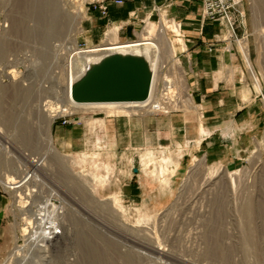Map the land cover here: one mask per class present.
<instances>
[{"label":"rangeland","instance_id":"obj_1","mask_svg":"<svg viewBox=\"0 0 264 264\" xmlns=\"http://www.w3.org/2000/svg\"><path fill=\"white\" fill-rule=\"evenodd\" d=\"M90 1L0 0V84L6 94L0 96V264H6L16 245L23 242L30 218L27 210L47 200L56 207L66 206L65 211L72 216L71 231L77 241L66 253L70 263L181 264L177 259L184 257L189 260L186 264H264V0H243L235 13L239 41L248 46L261 79L260 92L239 41L230 36V28L222 19L204 15L203 0L200 18L214 21L219 36L227 34L224 48L236 53L232 61L227 60L237 68L233 74L231 66L217 59L220 82L216 86L213 74H198L197 58L191 54L195 43L187 40L180 21L157 10L121 29L123 25L110 18L109 9L112 4L123 5L124 0L110 2L107 14ZM78 10H82L80 18ZM64 16L68 24L60 33ZM162 24L173 39L175 61L186 73L194 107L185 105V95L180 91L168 112L130 114L95 109L59 114L51 123L50 133L59 153L69 159L55 164L50 156L46 170L33 168L30 159L46 150L48 117L42 105L48 102L56 108L65 99L63 65L67 49H62V55L58 49L74 45L72 36L79 48L107 44L112 41L110 30L114 28H118L115 42L138 41L147 25L155 35ZM208 61L204 58L200 65L206 72L211 71ZM176 69L163 57L159 91L165 79L177 78ZM12 74L23 87L21 96L5 85L11 82ZM244 111L248 112L242 122L255 123L248 155L231 164L211 157L210 141L216 154L229 148L230 142L223 130L215 128ZM160 117L166 121L167 141L175 134L172 125L200 126L202 134L191 128L179 134L177 129L176 141L163 145L154 144L158 139L153 134L151 147H144L141 132L129 136L130 129H143L140 119ZM202 138L207 141L200 143ZM169 157L173 163L166 161ZM202 161L206 167L197 175ZM161 166L165 167L164 175L159 174ZM27 171H34L38 178H29L28 194L20 198L4 182L16 176L21 179ZM104 175L108 179L102 183ZM204 180L215 182L210 197L212 220L207 228L202 226L205 221H198L191 203L195 187ZM232 182L236 183V196H243L238 198L242 200L238 206L230 196ZM199 245L206 252L198 255ZM150 246L163 247L166 254Z\"/></svg>","mask_w":264,"mask_h":264},{"label":"bare ground","instance_id":"obj_2","mask_svg":"<svg viewBox=\"0 0 264 264\" xmlns=\"http://www.w3.org/2000/svg\"><path fill=\"white\" fill-rule=\"evenodd\" d=\"M81 11L82 10H78L76 13L78 18L82 17ZM54 16L57 17L56 14ZM65 19L66 17L64 16L62 18L63 21L62 25L64 26L60 27V33L66 30V24L68 23H66L67 21H65ZM59 20H60L59 23L61 24V19ZM13 23L15 25V22ZM48 26H50V24H48ZM176 29L180 30L179 25L176 26ZM55 30L56 29H54V31ZM110 32L113 35V37L111 38L112 41L111 42L109 41L107 44L88 47V48H79L76 46L75 38L72 36L70 37L71 39L70 42H72L74 45L66 46L65 44L63 47L61 46V49H58L62 51L58 53L61 55L65 52L62 49H67V52L64 53V65H63L65 70V81H64L65 99H63L62 104L61 105L59 104L58 106H56V108H52L51 106H49L50 103L48 102L42 105V109L46 111L45 113L46 116L48 117V123L47 126L45 125L46 128L44 133L45 135L44 142H45L46 150L44 154H42L41 156L36 157L32 160L30 159V162H32V165L34 166L33 168H35L37 171L40 169L43 170L47 169L46 167L48 165H46V163L49 164L47 162V159L50 156L52 163L55 164H61L62 162L65 163V161L69 159L67 155L59 153V150L57 149V146L54 143L53 136L50 133L51 123L53 122V119L59 114L70 113L75 110L87 111V110H95V109H107L116 112L130 113V114L137 112L139 113L141 112L144 114L149 112H168L172 102L174 101L177 103L178 98L176 95H178L180 91L182 92V94L185 95V99H184L185 105L187 104V106H190V108L194 107L192 90L191 87H189L188 85L186 73L182 68H179V66L177 65L178 63L175 61L176 49L174 46V42L173 39L170 36H168L167 27L164 24L161 25V27L159 28V30H157V33L155 35H154V29L151 26L147 25L142 31V33H140L141 38L138 39V41H133V42H125V43L115 42L118 28H114L113 30H110ZM240 46L242 48L243 56L247 64V67L249 69L250 75L255 83L256 86L255 88H257L260 92L262 88L261 79L259 73L257 72L252 62L250 50L248 46H242L241 43ZM116 51L140 52L150 55H152L153 53L156 54L155 74H154L151 100L143 103H123V102L89 103V104L75 103L71 98V86L74 79V69L77 70L76 73H80L83 66V62L90 61L109 52H116ZM163 57H165L166 60L171 61L173 63V66L177 68L176 70H178L176 74L177 78L176 77L171 78V80L166 79L171 84L167 89L166 97L165 95L163 97L160 96V92L158 90L160 65H161V61L163 60ZM11 71L15 72V70H11ZM11 71L10 73H12ZM13 76L14 77H12L11 82L5 85H10L14 89L15 94L21 96L24 94L23 87L21 86V83L19 82V80H17L15 75ZM167 84L168 82H166L165 86H167ZM3 95H6L5 86L0 84V96L2 97ZM179 156L181 157V155ZM170 160L173 163L174 160H172L170 157L166 159V161L168 162ZM176 164L179 165V163ZM205 167H206L205 161H202L201 164H199V167L197 168L196 171L197 175L200 174L205 169ZM164 169L165 167L161 166L159 172L160 175L165 174L166 171H164ZM175 170L172 171L174 172ZM168 175L169 173H167V176ZM33 176L35 178H38V174H36L34 171L31 173L30 171H27V173L21 179L19 177L18 179H16L17 176L13 177L11 179H8L6 182H4V185L8 189L13 190V192L16 195L20 196V198H24L26 197L25 195L28 194L26 192V188H27L26 182L29 180L30 177ZM169 177L170 175L168 176V178ZM106 178L107 176L104 175V177H102L101 182L105 183L106 180L108 179ZM214 184H215L214 181L210 182L208 180H204L198 186L195 187V190L191 197V203L196 208V215L198 217V221L200 222L205 221V225L202 224V226H204L205 228L210 226L212 220L213 209H212L210 197L211 195H214V192L212 190ZM235 188H236V183L232 182L230 184V192H231L230 196L235 198L234 199L235 201L233 200V198L232 200L234 201L236 206H238L237 203L242 201L241 199H240L241 201H238V198L241 197L243 198V196L237 197L235 194ZM30 191L34 192L36 190L35 189L32 190L30 188ZM18 205L21 206L20 203ZM243 207H244L243 205L240 206L242 210ZM65 210H67L66 206L56 207L54 204L49 203V200H47V202L44 205L39 206V204L38 205L34 204L33 206H31L29 211L27 210L30 218H28L29 220H27L28 221L27 223L29 224L28 227L24 228L25 230L22 238L23 242L21 244L16 245V247L8 257L7 260L8 262L6 261L7 262L6 264H76V262L70 263L69 261H67L68 260L67 259L68 254H66L67 250H69L70 245L76 243L77 236L76 235L74 236L71 231L70 222L72 221V216L70 217L71 214L69 213V211H65ZM148 248L160 254L163 255L166 254L163 247L150 246ZM203 249L205 248H202L199 245L196 250L197 254L198 255L200 253L202 254V251L206 252ZM177 260L181 264H186L189 261L184 257H179Z\"/></svg>","mask_w":264,"mask_h":264},{"label":"crops","instance_id":"obj_3","mask_svg":"<svg viewBox=\"0 0 264 264\" xmlns=\"http://www.w3.org/2000/svg\"><path fill=\"white\" fill-rule=\"evenodd\" d=\"M200 9V0H124L123 5L112 4L109 11L110 18L123 25L121 29H124L126 23H137L141 18V20H143V18H149L157 10L166 12L175 20L180 21L184 26L187 40L191 43H195L191 54L193 57L197 58L196 64L198 65V74H213L215 77L214 86H216L220 82V78H217V74H220L216 65L218 63L217 59H221L226 67L231 66V73L233 74L237 72L235 71L237 68L227 63V60L232 61L236 53L224 48L227 34L219 36L220 30L218 29V25L214 21H211V19L205 22L200 18ZM204 58H209V69H211V71L206 72L202 67L200 68L201 61H203ZM225 65L223 64L222 67ZM244 102L245 101H243V103ZM247 112L248 111H244L241 114H235L230 122H225L222 126L217 127V129L215 128V130H223L225 135L230 138V142L229 148L227 147L225 150L223 149V152H218L216 154L212 150L213 148L210 147V144H212V141H210L209 154L211 157L214 159L220 157L221 161L231 164L243 160L248 155L252 144L250 132L254 129L255 123L253 121L242 122V118L246 119ZM170 121L174 122V119ZM140 122L143 128L141 131L130 129L128 133L129 136L132 137L136 132H141L144 139V147L153 146V134H156L158 139V142H154L155 145L168 144L169 142L173 144L174 140L176 141L175 131L177 129H179V131H177L179 134H182V132L186 134L190 128L195 131L198 130L199 134H202V128L200 126L192 127L188 123L182 127L172 125L171 129L175 134L170 141H167L168 138L164 135L165 119L161 117L156 120L143 118L138 121V123ZM204 141H207V139H200V143H204Z\"/></svg>","mask_w":264,"mask_h":264},{"label":"water","instance_id":"obj_4","mask_svg":"<svg viewBox=\"0 0 264 264\" xmlns=\"http://www.w3.org/2000/svg\"><path fill=\"white\" fill-rule=\"evenodd\" d=\"M156 54L109 52L74 69L71 98L78 104L143 103L149 100Z\"/></svg>","mask_w":264,"mask_h":264},{"label":"built area","instance_id":"obj_5","mask_svg":"<svg viewBox=\"0 0 264 264\" xmlns=\"http://www.w3.org/2000/svg\"><path fill=\"white\" fill-rule=\"evenodd\" d=\"M242 1L243 0H203L204 15L211 19H217V18L222 19L224 23L226 22L227 26L230 28V31H231L230 36L233 39L235 38L237 41H239V37L237 34V28H236L238 18L235 13H236L237 7L241 4ZM110 2L122 3L123 1L122 0H91L90 4H94L95 8L100 9L103 14H107ZM239 44H240V41H239ZM166 82H168L167 86H165ZM164 83L159 91L160 96L162 97L164 95L166 97L167 89L171 85L170 82L167 81L166 79L164 80ZM149 100H151V96Z\"/></svg>","mask_w":264,"mask_h":264}]
</instances>
